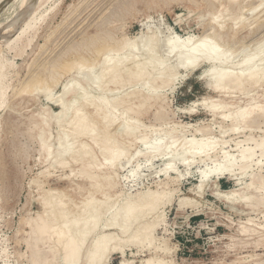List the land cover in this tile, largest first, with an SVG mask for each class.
<instances>
[{
	"label": "rangeland",
	"instance_id": "rangeland-1",
	"mask_svg": "<svg viewBox=\"0 0 264 264\" xmlns=\"http://www.w3.org/2000/svg\"><path fill=\"white\" fill-rule=\"evenodd\" d=\"M3 1L6 0H0V3ZM20 3L21 0H11L0 11V31L4 28L8 29L6 32L13 31L11 20L20 13ZM240 16L247 19L243 17L244 19L240 20ZM260 22L262 24L259 31L254 32L257 27L255 24ZM218 24H223L224 27ZM173 34L181 38H201L205 34H219L217 37L225 52H232L227 53V56L231 57L233 64H238L246 55L255 53L257 49L259 56H264V0H50L38 11L32 20V26L13 43L14 47H0L2 58L7 64L4 79L5 102L0 106V264H31L35 250L51 257L55 249L53 247L57 248L58 253L55 264H62L63 250L56 241L55 231L52 232L54 235H45L44 241H38L39 235L33 230L38 214L53 208L50 204L44 206V201L52 195L57 196L52 202L54 205L58 204L57 200L64 203L61 207L68 211L66 222L69 227L74 224L73 219L90 216L84 209L91 210L92 206L99 208L100 222L87 246L98 234L114 232L116 240L110 244L111 250L106 254L108 264H264V192L258 197V201L255 200L254 205L242 200L230 201L218 197L217 194L218 190L239 188L242 182L250 180L248 175L252 171H258L263 179L260 180L264 181V166L262 168L255 165L244 174L240 169V161L237 160L235 172L237 171L238 177L241 175L240 182L231 179L229 175H223L220 179L212 175L204 182L202 188L200 187V170L216 164L212 161V156H216L219 162L223 159L221 156L224 150L237 155L239 150L255 146L252 142L254 140L250 138L259 140L264 136V114H256V122L252 121L253 123L244 124L242 121L235 122L231 119L240 109L246 110L253 105L264 103V82L255 86L245 84L240 88H211L213 86L208 84V78L203 75L210 65L204 64L188 76L183 75L186 74L184 70H180L179 75L169 85L157 80L156 84L154 83L156 87L152 89L151 83H147V76L130 82L128 74L124 72L122 80L119 78L118 82L109 81V78L103 82L101 88H89V98L83 100L86 121L91 124L87 133H73L75 126L70 121L75 116L74 108L63 117H57L62 110L59 100L65 98L67 93L65 99L71 103L77 96L76 92L68 94L65 87L74 86L77 82L84 84L86 79H95L96 75H101L109 55L113 57L114 62L126 59L125 65L134 68L131 58L133 54L141 60L146 57L148 47L145 43H149L150 36L155 35L158 55L165 57V45ZM127 40H137L138 48L121 49ZM160 45L164 46V49ZM106 46L108 49L103 48ZM100 48L106 51L102 52ZM112 48L117 52L114 49L112 51ZM120 49L122 52H118ZM173 59L171 63L176 60L175 57ZM73 62L78 65H72L73 68H70L69 65ZM65 67L71 69V72ZM53 69L55 70L52 71ZM238 70L239 66L235 71ZM36 81H40L42 85L36 84ZM26 85L31 87L32 92L28 88V92L24 89ZM38 87L42 89L41 92ZM63 92H66L64 97L61 94ZM57 97L59 100H56ZM99 97L110 100L117 98V106L111 108L118 116L115 123L107 124L103 112H97L94 103L100 101ZM210 104H217L216 107L219 108L212 111ZM122 121L136 124L135 132L130 134L125 129L119 130ZM93 131L94 134H91ZM106 132H110V136L105 134ZM59 136L64 144L73 143L75 153L85 150L82 158L77 160L72 154L60 157L56 153L49 158L43 149V140H47L51 149L56 151L58 146L64 145L59 141ZM192 137H211L210 140L216 144V150H210L209 156H194L188 153L186 161L181 159L183 161L173 162L177 169L171 170L170 175L160 172L170 161V157L158 152L147 153L159 139H162L163 149L172 145L169 150L181 151L187 146L186 141ZM105 146H110V151H105ZM115 148L120 150L121 155L119 154V159L116 157L115 164L111 165L107 158ZM260 156L259 153L251 164L264 159ZM61 161H65V165L60 163ZM91 165L93 167L90 169ZM87 171H92L91 178L86 175ZM97 176L99 178H96ZM97 187L99 188L96 189ZM154 191L164 192L165 199L158 202L154 208L144 207L142 217L136 222L128 223L131 228L126 233L117 226H104L105 222L109 223L114 219L117 212L125 211L130 201L146 199L149 197L148 193ZM58 209L59 205L56 206L55 212ZM249 218L252 219L250 226L254 231L242 232L240 225L248 223ZM61 223L63 226V219L57 222L56 227L61 226ZM144 224L154 225L151 229V243L145 239V231L142 232L144 235L138 232Z\"/></svg>",
	"mask_w": 264,
	"mask_h": 264
},
{
	"label": "bare ground",
	"instance_id": "bare-ground-1",
	"mask_svg": "<svg viewBox=\"0 0 264 264\" xmlns=\"http://www.w3.org/2000/svg\"><path fill=\"white\" fill-rule=\"evenodd\" d=\"M50 0H21V11L18 10V12L20 11V13H18V15L13 18L12 23L14 25V29L13 31L10 30V32H6V28H4L2 31H0V35L2 37H0V47L2 46H11L13 45V43H15V41H17L18 39H20L22 37V35L25 33V31L32 26V20L35 19L36 14L38 13V11L45 5L47 4V2ZM217 1V0H216ZM229 1V0H228ZM237 1V0H236ZM57 4V3H56ZM235 4H237L235 2ZM234 4V7H235ZM260 5V4H259ZM229 6V5H228ZM262 6V5H260ZM224 7V6H223ZM257 7V6H256ZM254 7V8H256ZM222 8V7H221ZM240 8V5L239 7ZM252 8V7H251ZM253 8V10H254ZM258 8V7H257ZM52 9V8H51ZM54 9V8H53ZM223 9V8H222ZM229 9V8H228ZM220 10V9H219ZM258 10V9H256ZM229 11V10H228ZM226 11V12H228ZM49 12V11H48ZM215 12V11H213ZM233 12V10H232ZM235 12V11H234ZM254 12V11H253ZM42 14V13H41ZM47 14V13H45ZM257 14V13H256ZM14 15V14H13ZM214 15V14H213ZM244 15V14H243ZM15 16V15H14ZM233 16V15H232ZM42 17V16H41ZM231 16H229L230 18ZM242 17V16H240ZM245 17V16H243ZM242 17L239 18L240 20H243L244 18ZM11 18V17H10ZM227 18V17H226ZM228 18V19H229ZM246 18V17H245ZM40 19V18H39ZM215 19V18H214ZM247 19V18H246ZM261 19H263L261 17ZM260 19V20H261ZM41 20V19H40ZM217 20V18H216ZM230 20V19H229ZM232 20V18H231ZM254 20V19H253ZM223 21V19H222ZM246 21V20H245ZM38 22V21H37ZM234 22H236L234 20ZM242 22V21H241ZM257 22H259L257 20ZM8 23V22H7ZM11 23V22H10ZM36 23V22H35ZM41 23V22H40ZM221 23V22H220ZM248 24V23H247ZM262 22L255 24L256 30L254 32H258L261 27ZM220 25V24H218ZM238 25V24H237ZM249 25V24H248ZM12 26V25H11ZM222 28L224 27V25H220ZM251 26V25H250ZM249 26V27H250ZM220 27V29L222 30V28ZM234 27H236L234 25ZM241 27V26H240ZM243 27V25H242ZM248 27V28H249ZM12 29V28H11ZM31 29V28H30ZM242 29V28H241ZM211 30H213V28H211ZM244 31V30H243ZM157 32V31H156ZM176 33V32H175ZM169 34V33H168ZM178 34V33H177ZM105 35V34H104ZM159 35V34H158ZM174 35V34H173ZM195 35V34H194ZM154 36H150L149 39L150 41H148L149 43H145V45H147V54L146 57L144 59H138V56L133 54V57L131 58L134 64V68L125 65V60L121 61L119 60L118 62H114L113 61V57H110V55L107 57V64H105L104 67H102L104 69V74L95 76L94 78L90 79H86L85 83H79L77 82L76 85L72 86H66L65 88L68 89V94L70 92H76L77 96L76 98L71 102L68 103L66 98L67 95V90L66 92H63L61 94H63L62 96L64 97V93H66L65 98L61 99V101L59 100V98H62V96L56 100H59L61 106H62V110L60 111V113L57 114V117H63L64 115L69 113V110L71 108H74L75 110V116L73 117V119L70 121L71 124H73L75 126V131L73 133L78 134V133H82L85 132L87 133L91 127V124L86 121V112L85 110H83V100L88 99L89 95H90V91L89 88L90 87H98L101 88L103 86V82L106 79H109V81H116L118 82L117 79H121V77L123 76V73L126 72L129 76V80L131 81H135V79H138L140 77L143 76H147V83H151L150 87H156L154 86V83L156 84L157 80H159V82L161 81L162 84L164 85H169L171 82H173L174 78L179 75V71L180 70H184L186 72V74H183L185 76H188L191 72L196 71L198 68H200L202 65L204 64H209L210 67L207 69V71L203 74L205 78H208L209 85H212L213 87L211 88H216V89H225L228 87H233V88H240L243 87L245 84H250L255 86V84H259L261 82H264V56L260 55L259 56V49L256 50L255 53L253 54H249L246 55V57H244L238 64H233L230 61V58L227 56L228 54H231L232 52H225L221 42L219 41V38L217 36H220L219 34L217 35H212V34H205V36L203 37H199L198 38H194L192 36H186L185 38H181V37H176L175 35L171 38H169V42L166 43L167 45V49H165V51L167 52V55H165V57H160L158 55V52L156 50V43L154 42ZM181 36V35H180ZM108 37V35H107ZM161 37V36H159ZM170 37V36H169ZM109 38V37H108ZM111 38V37H110ZM109 38V39H110ZM124 38V37H123ZM128 38V37H127ZM96 39V38H95ZM122 39V38H121ZM160 39V38H159ZM158 39V40H159ZM31 40V39H30ZM94 40V39H93ZM111 40V39H110ZM114 40V39H113ZM157 40V41H158ZM261 40V39H260ZM32 41H34L32 39ZM144 40H142L143 42ZM161 41V40H160ZM165 41V40H162ZM255 41V40H254ZM259 41V39H258ZM257 41V43H258ZM262 41V40H261ZM29 42V41H28ZM96 42V41H95ZM122 42V41H121ZM120 42V43H121ZM26 43V42H24ZM163 42H159V44H162ZM262 43V42H261ZM264 43V42H263ZM17 44V43H16ZM29 44V43H28ZM28 44H26L28 46ZM91 44V42H90ZM89 44V45H90ZM252 44V43H251ZM259 44V43H258ZM20 45V44H19ZM227 45V44H226ZM24 46V45H23ZM30 46V44H29ZM28 46V47H29ZM161 46V45H160ZM243 46V45H242ZM14 47V45H13ZM22 47V46H21ZM20 47V48H21ZM26 47V46H24ZM113 47V46H112ZM126 47H133V48H138V44H137V40H127L123 45L122 48L124 50V48ZM162 47V46H161ZM164 47V46H163ZM162 47V48H163ZM230 47V46H229ZM23 48V47H22ZM21 48V49H22ZM103 48H107L103 47ZM102 52L106 49L103 50ZM110 48V47H109ZM159 48V46H158ZM260 48V47H257ZM1 49V48H0ZM19 49V48H18ZM24 49V48H23ZM108 49V48H107ZM111 49V48H110ZM114 48H112L113 51ZM120 50H118V52H122ZM161 49V48H160ZM164 49V48H163ZM243 49V48H242ZM253 49V48H252ZM14 50V49H11ZM162 50V49H161ZM229 50V49H228ZM227 50V51H228ZM262 50V49H261ZM260 50V51H261ZM19 51H21L19 49ZM23 51V50H22ZM21 53H24L22 52ZM114 51H116V49H114ZM2 52V51H1ZM0 52V106L5 102V84H4V79H5V75H6V67L7 64L6 62L3 60V56L1 55ZM26 52V51H25ZM98 50V55L101 54V52ZM117 52V51H116ZM242 52V51H241ZM10 53V52H9ZM14 53V52H13ZM20 53V54H21ZM112 53V52H110ZM115 53V52H114ZM162 53V51H161ZM165 53V52H164ZM234 53V52H233ZM246 53V52H245ZM4 54V53H3ZM19 54V55H20ZM162 55V54H161ZM163 56V55H162ZM230 56V55H229ZM106 57V55H105ZM176 58L175 62L171 63L173 58ZM233 57V56H232ZM126 58V57H125ZM234 58V57H233ZM7 59V58H6ZM116 59V58H115ZM174 60V59H173ZM234 61V59H232ZM80 61V60H79ZM81 65V63L83 64L82 61H80L81 63H79ZM96 61V60H95ZM113 61V62H112ZM72 62V61H71ZM75 62V61H74ZM73 62V63H74ZM125 62V63H124ZM128 62V59H127ZM70 63V62H69ZM69 65L70 68H73V66H75V64ZM85 63V62H84ZM67 64V62H66ZM77 64V65H78ZM87 64V63H86ZM66 66V65H65ZM87 66V65H84ZM89 66V63H88ZM237 66H239V70L235 71V69L237 68ZM90 67H92L90 65ZM88 67V68H90ZM94 67V66H93ZM66 69H69L67 67H65ZM81 69V68H80ZM55 69H53L52 71H54ZM62 70V67L61 69ZM68 71L71 72V69H69ZM97 72V71H95ZM57 73V72H56ZM56 75V74H55ZM60 75V74H59ZM58 75V76H59ZM83 75V74H82ZM81 75V76H82ZM86 75V74H85ZM52 76V75H51ZM62 76V74H61ZM87 78V76H85ZM94 77V76H93ZM55 78V77H54ZM89 78V77H88ZM37 79V78H36ZM35 79V80H36ZM49 79H51L49 77ZM34 80V81H35ZM54 80V79H53ZM122 80V79H121ZM120 80V81H121ZM41 81V80H40ZM40 81H36L35 83L39 85H42L40 83ZM57 81V80H56ZM156 81V82H155ZM54 82V81H53ZM130 82H127L130 84ZM177 82V81H176ZM121 83H124L123 81H121ZM126 83V82H125ZM34 84V83H33ZM32 84V86H33ZM55 84V83H54ZM161 84V85H162ZM38 85V86H39ZM146 85V84H145ZM160 85V84H159ZM256 85V86H257ZM30 86V85H29ZM158 86V85H157ZM35 87V85L33 86ZM32 87V89H33ZM40 87V86H39ZM38 87V88H39ZM27 88L30 90L31 87H28V85H26V87L24 89H26V91L28 92L29 90H27ZM125 88V87H123ZM150 88V89H151ZM161 88V87H160ZM40 89V88H39ZM38 89V90H39ZM153 89V88H152ZM156 89V88H155ZM42 89H40L39 92H41ZM45 90V89H44ZM64 90V89H63ZM118 90V89H117ZM148 90V89H147ZM157 90V89H156ZM251 90V89H250ZM22 93H26L25 90H21ZM24 91V92H23ZM35 91V90H33ZM146 91V90H145ZM230 91V90H229ZM235 91V90H234ZM239 91V90H238ZM242 91V90H240ZM244 91V90H243ZM242 91V92H243ZM30 92H32L30 90ZM36 92V91H35ZM233 92V91H231ZM230 92V93H231ZM44 93V92H43ZM141 93V92H140ZM236 93V92H235ZM20 94V93H19ZM40 94V93H39ZM222 94V93H221ZM233 94V93H232ZM249 94V93H248ZM156 95V94H155ZM161 95V94H160ZM231 95V94H230ZM247 95V94H246ZM252 95V94H250ZM260 95V94H259ZM129 96V95H128ZM148 96H152V95H148ZM147 96V97H148ZM248 96V95H247ZM118 97V95H117ZM100 101L95 102V108L97 110V112H103L102 114L104 115L103 118H105L104 120H106L107 124H112L115 123L118 120V116H116V114L113 112V108H115L117 106V104H115V101L117 100V98H113V99H107V98H102L99 97ZM142 98V97H141ZM158 98V96H157ZM204 98V97H203ZM251 98V97H250ZM149 99V98H148ZM251 101V100H250ZM58 102V101H56ZM242 102V101H241ZM257 102V101H256ZM203 103H206V101H203ZM253 103V101H252ZM59 104V103H58ZM256 104V103H254ZM258 104V103H257ZM92 105V104H90ZM205 105V104H204ZM207 105V104H206ZM132 106V105H131ZM135 106V105H134ZM142 106V105H140ZM159 106V104H158ZM209 106V105H208ZM207 106V107H208ZM217 104H210V110H216L219 107H216ZM220 106L221 109V105ZM250 106V105H249ZM254 106V105H253ZM250 107V108H246V110L240 109L237 114H233L235 115L233 118H231L233 121H242L244 124H246L247 122H252L255 121V115L262 113L264 114V103L262 104H258L255 105L254 107ZM128 107V106H127ZM162 107V106H161ZM206 107V108H207ZM227 107V105H226ZM112 108V109H111ZM129 108V107H128ZM127 108V109H128ZM131 108V107H130ZM228 108V107H227ZM6 109V108H5ZM4 109V110H5ZM159 109V108H158ZM163 109V107H162ZM166 109V108H165ZM209 109V108H208ZM223 109V107H222ZM221 109V110H222ZM225 109V108H224ZM245 109V108H244ZM95 110V111H96ZM134 110V109H133ZM131 109V111H133ZM194 110V109H192ZM219 110V111H221ZM227 110V109H225ZM229 110V109H228ZM94 111V112H95ZM137 111V110H136ZM134 111V112H136ZM139 111V110H138ZM137 111V112H138ZM130 112V111H129ZM136 112V113H137ZM157 112V111H156ZM162 112V110H161ZM215 112V111H214ZM119 113V112H118ZM143 113V112H142ZM160 112L158 111V114ZM167 113V112H166ZM230 113V112H229ZM214 114V113H213ZM219 114V113H218ZM99 116V114H97ZM102 115V116H103ZM223 115V114H222ZM227 115V114H226ZM225 115V116H226ZM159 116V115H158ZM165 116V115H164ZM229 117V115H227ZM259 116V115H258ZM261 116V115H260ZM163 117V116H162ZM161 117V119H162ZM222 117V116H221ZM46 118V117H45ZM132 118V117H131ZM257 118V117H256ZM123 119V118H122ZM126 119V118H125ZM165 119V117L163 118ZM259 119V117L257 118ZM227 120V119H226ZM231 122V121H230ZM256 122V121H255ZM37 123V122H36ZM94 123V122H93ZM241 123V122H240ZM253 123V122H252ZM58 124V123H57ZM103 124V122H102ZM117 124V123H116ZM249 124V123H248ZM39 126V125H38ZM93 126V125H92ZM99 126V125H98ZM238 126H240L238 124ZM242 126V125H241ZM256 126V125H255ZM35 127V125H34ZM95 127V126H94ZM105 127V126H104ZM103 127V128H104ZM37 128V126L35 127ZM96 128V127H95ZM106 128V127H105ZM235 129V127H232ZM244 130L246 129V126L243 127ZM61 129V128H59ZM65 129V128H64ZM121 129H125L126 131H128L130 134H133L135 132V130L137 129V125H131L128 124L125 121H122L120 123L119 126V130ZM197 129V128H196ZM237 129V128H236ZM235 129V130H236ZM239 129V128H238ZM237 129V130H238ZM94 130V129H92ZM98 130V129H97ZM113 130V129H112ZM70 131V130H69ZM111 131V130H110ZM33 132V130L31 131ZM95 131H93L94 134ZM198 132V131H197ZM199 132H203V131H199ZM60 133V132H59ZM66 133V132H64ZM89 133V134H90ZM108 133L110 132H106L105 134L108 135ZM88 134V135H89ZM87 135V136H88ZM58 136V134H57ZM71 136V135H70ZM98 136V135H97ZM110 136V135H108ZM195 136V135H194ZM95 137V136H93ZM92 137V138H93ZM202 137V136H201ZM250 137V136H249ZM68 139V136L66 137ZM62 139L61 136H59V141ZM66 139V140H67ZM95 139V138H94ZM97 139V138H96ZM104 139V138H103ZM108 139V138H107ZM111 139V138H110ZM109 139V140H110ZM124 139V138H123ZM177 139V138H176ZM211 137H204V138H197V137H192L189 138L185 145H187L186 147H184L181 151H173V150H169L171 149L172 145L166 146V148L163 149L164 145L162 142V139L157 140L156 142L152 143L149 145H152V150L148 151L147 153H153V152H158L160 155L163 156H168L170 157V161L168 163H166V165L164 167H162V169H160V172H163L165 174H169V172L172 170H176L177 167L175 166V163H173L174 161L176 162V160H185V157L188 153L193 154L194 156L196 155H200V156H209L210 154V150H213L212 152H214V150H216V144H214L215 142H212ZM259 139V138H258ZM55 140V139H54ZM63 140V139H62ZM61 140V142H62ZM106 140V139H105ZM113 140V139H112ZM215 140V139H214ZM250 140H254L252 141L254 143L255 146L253 147H247V148H243L241 150H239V153L236 155L235 153H231L228 150H224L223 151V155L221 156L223 159H221L219 162L215 157L212 156V161L215 162V166L210 167L208 169H201V185L200 187L202 188V186L204 185V182L209 180V178L213 175L215 177H217L218 179H220L221 176L223 175H229V177L231 179H236L237 182H240V176H237V171L235 172V165H236V161L239 160L240 161V169L243 171L242 173L246 174L248 173V169L250 167H253L255 165H258L260 167L264 166V159H259L257 160L254 164H251V162L255 159V157L257 155H260L264 157V136H262L259 140L256 139H251ZM50 141V140H49ZM58 141V143H60ZM68 141V140H67ZM97 141V140H96ZM101 141V140H100ZM104 141V140H103ZM128 141V140H127ZM138 141V140H137ZM47 140H43L42 146L43 149L46 150V152L49 155H53L54 153L57 154V156L63 157L66 154H72L75 156V159H81L83 154L86 152L85 150H81V151H76L77 153H75V150L73 149V143H65L62 142L63 146H58L56 151H53L51 149L50 144L47 143ZM93 142V141H92ZM107 142V141H104ZM131 142V141H129ZM144 142V141H142ZM178 142V141H177ZM185 142V141H184ZM94 143V142H93ZM98 143V142H97ZM148 143V142H146ZM248 143V142H247ZM101 144V142H100ZM105 144V143H104ZM103 144V145H104ZM108 144V142H107ZM132 144V143H129ZM59 145V144H58ZM75 145V144H74ZM95 145V143H94ZM102 145V146H103ZM106 145V144H105ZM181 145V144H180ZM220 145V144H219ZM182 146V145H181ZM223 146V145H222ZM41 147V146H40ZM110 146H105L104 150L105 151H110L109 150ZM113 147V146H112ZM148 147V146H147ZM146 147V148H147ZM219 147V146H218ZM246 147V146H245ZM118 148V147H117ZM128 148V146H127ZM150 147H148L147 149H149ZM174 148V146H173ZM222 148V147H221ZM219 148V149H221ZM87 149V148H86ZM113 148H111L112 150ZM175 149V148H174ZM218 149V150H219ZM150 150V149H149ZM101 151V150H100ZM104 151V155L105 152ZM122 151V150H121ZM74 152V153H73ZM117 152V153H115ZM211 152V153H212ZM220 152V151H219ZM259 152V153H257ZM93 153V152H92ZM101 153V152H100ZM103 153V152H102ZM113 153V154H112ZM123 153V151L121 152ZM221 153V152H220ZM76 154V155H75ZM111 156H109L106 160V162H110L109 164L114 165L115 161H116V157H118L119 159V154H120V150L115 148V151H111ZM124 154V153H123ZM122 154V155H123ZM215 154V153H214ZM103 155V154H102ZM121 155V154H120ZM153 155V154H152ZM191 156V155H190ZM260 156V157H261ZM54 157V156H53ZM103 157V156H102ZM162 157V156H161ZM193 157V156H192ZM160 158V157H159ZM195 158V157H193ZM121 159V158H120ZM209 159V158H207ZM46 160V159H45ZM83 160V159H82ZM181 160V161H183ZM189 160V159H188ZM204 160V159H203ZM202 160V161H203ZM74 161V159H73ZM94 161V160H93ZM98 162V160H96ZM119 161V160H118ZM186 161V160H185ZM208 161V160H207ZM238 161V162H239ZM75 162V161H74ZM77 162V161H76ZM80 162V161H78ZM189 162V161H188ZM237 162V163H238ZM254 162V161H253ZM60 163L65 165V161H61ZM120 163V162H119ZM187 164V163H186ZM214 164V163H213ZM59 165V164H58ZM188 165V164H187ZM102 166V165H101ZM257 166V167H258ZM67 167V165H66ZM87 167V165H86ZM85 167V168H86ZM89 167V166H88ZM87 167V168H88ZM93 166H90V169ZM52 168V167H51ZM82 168V167H81ZM99 168V167H98ZM96 167V169H98ZM104 168V166H103ZM263 168V167H262ZM261 168V169H262ZM259 169V168H258ZM47 170V169H46ZM94 170V168H93ZM77 171V170H76ZM48 172V171H47ZM72 172V171H71ZM80 172V171H79ZM241 173V171H239ZM134 173V172H133ZM241 173V174H242ZM82 175H84V173H81ZM135 174V173H134ZM262 174V173H261ZM74 175V174H72ZM77 175V174H76ZM86 175L92 176V171H87ZM85 175V176H86ZM117 175V174H116ZM170 175V174H169ZM243 175V174H242ZM111 176V175H110ZM245 176V175H244ZM250 176V180L248 181H244L241 183V186L239 188L235 187V188H230V189H226V190H218L217 194L219 195L218 197H224L230 201H238V200H242V201H246L249 205H254L255 200L258 201V197H260L262 195V192H264V181H261L260 178L261 176H259L258 171H252L251 173H249ZM87 177V176H86ZM109 177V176H108ZM263 177V176H262ZM89 178V177H88ZM95 177L93 176V179ZM96 178H99L98 176ZM172 178V177H171ZM243 178V177H242ZM103 180L106 178H102ZM173 180V179H172ZM263 180V179H262ZM90 181V180H89ZM108 181V180H107ZM220 181V180H219ZM96 182V181H95ZM94 182V183H95ZM113 182V181H111ZM110 182V183H111ZM221 182V181H220ZM219 182V183H220ZM93 183V184H94ZM98 184V183H97ZM109 184V181L108 183ZM112 184V183H111ZM115 184V183H114ZM113 184V185H114ZM166 184V183H165ZM240 184V183H239ZM95 185V184H94ZM100 185V184H99ZM98 185V186H99ZM199 185V184H198ZM103 186V185H101ZM106 187V186H105ZM108 187V185H107ZM110 187V185H109ZM199 187V188H200ZM93 188V187H90ZM99 187H97L96 189H98ZM221 188V187H220ZM111 189V188H110ZM201 190V189H200ZM44 191V190H43ZM91 192V191H90ZM52 193H57L60 194L62 193L61 191H52ZM164 193V192H163ZM158 192V191H154V192H149L148 193V198L146 199H142L140 201H133V202H129L128 207H124L125 211H123L122 209V213H116L114 216V219H112L111 222L109 223H104L105 227H110V226H117L119 227L122 232H127L129 230L130 225L128 223H132V222H136L138 221L141 217H142V213H143V208L148 206V208H154L158 202H160L161 200L165 199V195ZM105 196V194H104ZM57 196L52 195L51 197H49L48 199H46L44 201V206H48L49 204L51 206H53V208L51 210H45L44 213L42 214H38V220L35 224V226L33 227V230L36 234H38V241H44V239L46 238L45 235L52 233L53 231H55V235L57 238V243L58 245H60L62 247L63 250V262L62 264H108L106 263V254L109 252V250H111L110 248V244L116 240L115 234L114 232H102L100 234H98L94 240L92 241V243L90 245L87 246L88 244V240L89 238L95 233L99 222H100V217H99V208L96 206H92L93 209L89 210L88 208L84 209L83 211L87 214H90V216L88 217H79L76 218L75 220L73 219L72 221H74L73 225H71L70 227L68 226V211L66 209H64L65 207H61L63 206V202L60 200H57L56 202H58V204L56 203V205H54L52 202L53 200L56 198ZM225 199V200H226ZM262 198H259V200ZM55 201V200H54ZM109 201V200H108ZM260 202V201H259ZM258 202V203H259ZM262 202V201H261ZM86 201L83 203L85 204ZM90 203V202H88ZM96 203V202H94ZM257 203V202H256ZM263 203V202H262ZM91 204V203H90ZM261 204V203H260ZM59 205V209L57 212H55V208L56 206ZM81 205V204H80ZM93 205V204H92ZM66 206V204H65ZM85 206V205H84ZM87 206V205H86ZM263 206V205H262ZM121 209V208H120ZM42 210V209H41ZM118 211V210H117ZM252 211V210H251ZM121 218V219H119ZM61 219L64 220V224L62 226H57L56 224L58 221H60ZM250 219V218H249ZM31 220V219H30ZM121 220V221H120ZM252 219L249 220L248 223L246 224H241L240 225V230L242 232H252L254 231V229H252V227L250 226V221ZM70 221V220H69ZM71 221V222H72ZM28 222H30L28 220ZM33 222V221H32ZM70 222V223H71ZM81 222V223H80ZM130 223V224H131ZM259 223V222H258ZM31 224V223H30ZM34 224V223H33ZM253 224V223H252ZM261 224V223H260ZM133 225V224H132ZM255 225V224H254ZM67 228H66V227ZM264 227V226H263ZM152 228H154V225H148V224H144L143 226H141L139 228V231L141 233V235L145 233L144 237L146 240L149 241V243L152 242L153 240V232H152ZM260 228V227H259ZM263 229V228H261ZM32 230V231H33ZM51 231V232H50ZM119 231V230H118ZM143 231H145L144 233H142ZM33 233V232H32ZM259 233V232H258ZM54 235V233H52ZM242 234V233H241ZM35 235V234H34ZM51 235V236H53ZM132 235V234H131ZM130 235V236H131ZM33 236V235H32ZM37 236V235H36ZM30 237V236H29ZM49 237V236H48ZM136 238L138 237V234L135 236ZM34 238V237H33ZM27 239V238H26ZM50 239V238H49ZM135 239V238H134ZM47 241V240H46ZM55 241V242H56ZM29 242V241H28ZM34 242V241H32ZM48 242V241H47ZM29 244V243H28ZM30 245V244H29ZM32 246V245H31ZM55 249H53V253L52 256L50 257L48 254L46 253H41V252H35L32 255V263L31 264H55L54 261H56V256H57V251H56V247H53ZM116 248V247H113ZM33 250V251H34ZM83 261V262H82ZM46 262V263H45ZM57 263V262H56ZM122 264H126V262H122Z\"/></svg>",
	"mask_w": 264,
	"mask_h": 264
},
{
	"label": "water",
	"instance_id": "water-1",
	"mask_svg": "<svg viewBox=\"0 0 264 264\" xmlns=\"http://www.w3.org/2000/svg\"><path fill=\"white\" fill-rule=\"evenodd\" d=\"M11 0H6V1H3L2 3H0V11H2V9L6 6V4L8 2H10Z\"/></svg>",
	"mask_w": 264,
	"mask_h": 264
},
{
	"label": "trees",
	"instance_id": "trees-1",
	"mask_svg": "<svg viewBox=\"0 0 264 264\" xmlns=\"http://www.w3.org/2000/svg\"><path fill=\"white\" fill-rule=\"evenodd\" d=\"M225 185V184H224Z\"/></svg>",
	"mask_w": 264,
	"mask_h": 264
}]
</instances>
